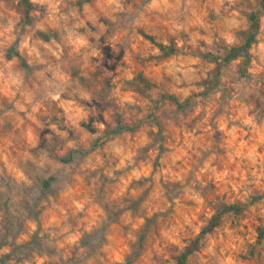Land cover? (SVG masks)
Returning <instances> with one entry per match:
<instances>
[{"label": "rangeland", "instance_id": "1", "mask_svg": "<svg viewBox=\"0 0 264 264\" xmlns=\"http://www.w3.org/2000/svg\"><path fill=\"white\" fill-rule=\"evenodd\" d=\"M31 1L0 0L7 263L180 264L217 216L185 264H264V0Z\"/></svg>", "mask_w": 264, "mask_h": 264}, {"label": "trees", "instance_id": "2", "mask_svg": "<svg viewBox=\"0 0 264 264\" xmlns=\"http://www.w3.org/2000/svg\"><path fill=\"white\" fill-rule=\"evenodd\" d=\"M18 4L20 5V7L22 8V11H23V22L25 24H30V22L32 20V12L36 9V6L34 5V3L31 0H18ZM249 21H250V25H249L248 31L246 33V39L242 45L233 46V47L229 48L223 57L208 55L210 57V60L218 62V67H219L218 73H220V70L224 65L229 64L232 60L237 59L240 56H247L248 55L249 49L252 46V44L255 42L256 35L258 33V30H259V22L257 19V15L255 13H252L249 15ZM40 35L44 36L43 33H40ZM144 36L152 44H154L156 46L160 57L167 58V57L177 53V49L174 45L167 46L163 43L157 42L152 36H149V35H144ZM14 56L18 57L21 60L22 64H26L24 57L16 49L14 50ZM163 97L172 101L179 108H182L185 104V102L180 101L178 99V97H176L175 95L164 94ZM126 130H134V129H133V127L127 126V125L123 124L122 122H119V126L111 132L115 133V134H119V133L126 131ZM71 159L72 158L69 157V158L64 159V161H70ZM53 180H54L53 177H49L47 179H44L42 181L43 188L49 189L52 186ZM231 208H234V207H231ZM229 209H230V207L225 208L226 211ZM218 222H219V218L217 216L214 217L210 221L209 225L201 231V233L198 235V237L192 241L191 245H189L187 250L183 252L182 257L179 261L180 264H185L188 256L190 254H192L193 252L198 250L200 240L205 236V234L209 233L214 227H216L218 225ZM0 264H8L6 255H3V256L0 255Z\"/></svg>", "mask_w": 264, "mask_h": 264}]
</instances>
